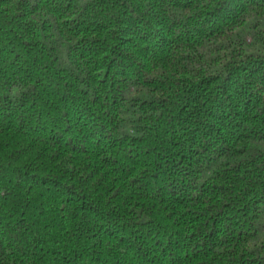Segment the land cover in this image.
<instances>
[{"label": "trees", "instance_id": "1", "mask_svg": "<svg viewBox=\"0 0 264 264\" xmlns=\"http://www.w3.org/2000/svg\"><path fill=\"white\" fill-rule=\"evenodd\" d=\"M0 264H264V0H0Z\"/></svg>", "mask_w": 264, "mask_h": 264}]
</instances>
